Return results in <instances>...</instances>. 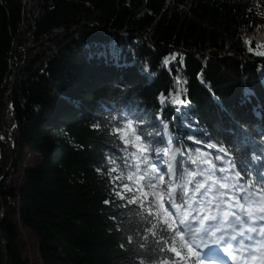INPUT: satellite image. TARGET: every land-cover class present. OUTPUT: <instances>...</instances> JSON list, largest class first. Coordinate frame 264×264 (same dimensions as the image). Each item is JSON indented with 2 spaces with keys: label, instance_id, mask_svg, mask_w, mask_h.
Here are the masks:
<instances>
[{
  "label": "trees",
  "instance_id": "16d2710c",
  "mask_svg": "<svg viewBox=\"0 0 264 264\" xmlns=\"http://www.w3.org/2000/svg\"><path fill=\"white\" fill-rule=\"evenodd\" d=\"M261 15L264 0H0V264H183L128 203L138 150L114 129L144 121L142 143L180 148L189 171L259 187Z\"/></svg>",
  "mask_w": 264,
  "mask_h": 264
},
{
  "label": "snow or ice",
  "instance_id": "6c2138e0",
  "mask_svg": "<svg viewBox=\"0 0 264 264\" xmlns=\"http://www.w3.org/2000/svg\"><path fill=\"white\" fill-rule=\"evenodd\" d=\"M173 103L184 101L174 100ZM121 123L125 127L115 128L114 132L121 134L120 138L126 145L138 149V153L131 155L138 162L127 174L128 181L135 185V191L129 183L121 186L125 191L133 193L128 203L138 204L140 209L148 213L143 219L148 220L155 214L156 223L148 231L153 236L159 234V239L164 242L168 251L175 253L183 264H188L192 258H195L194 264H214L210 254L198 250L202 248H208L209 253L222 250L232 258L234 264H264V177L261 185L254 189L255 181L242 186L238 181L232 184L223 182L228 177H216L214 172L205 175V172L189 171L176 160V154L181 152L180 148H175L170 153L168 148H153L151 144L140 143L143 137L136 134V129L144 121H137L134 126L132 119L123 118ZM127 129H131V135L137 143L133 144L131 137L125 139L123 133ZM188 139L192 140L193 137L189 136ZM208 146L219 147L221 152H228V149L218 144L210 143ZM149 151L164 153L166 173L149 160ZM157 159L160 157L157 156ZM192 163L210 162L201 158ZM140 164L146 166L141 169ZM220 171L224 172L225 169L221 168ZM235 175L240 177L241 173L237 172ZM136 214L142 215L140 211ZM155 228L159 229V233L153 231ZM209 246L216 247L213 249ZM160 264H169V261L164 260Z\"/></svg>",
  "mask_w": 264,
  "mask_h": 264
},
{
  "label": "rangeland",
  "instance_id": "374dc122",
  "mask_svg": "<svg viewBox=\"0 0 264 264\" xmlns=\"http://www.w3.org/2000/svg\"><path fill=\"white\" fill-rule=\"evenodd\" d=\"M260 18H261L260 20L264 23V16L261 15ZM4 112L6 113L7 111H4ZM7 114H8L7 117H9V114L10 113H7ZM1 124H0V146H1V142H4L5 143L7 141V140H5V138H10L11 133H12V130L10 129L9 132H8V134H7V136H6V130H5V128L2 127ZM124 137L125 138H128L127 134H124ZM133 140H134L135 143H137L135 141V137L134 136H133ZM8 141H10V143L12 145V141L10 139ZM140 143H142V141H140ZM161 148H163V147H161ZM153 153H154V155L156 157L157 156L160 157V159H158L157 161H155L156 163L166 165L163 162V160H164V153L163 152L157 153V152L153 151ZM177 155H179V153L176 154V158H177ZM37 162H38L37 155L33 151H29L28 156L25 159V164H27V166H31V165L36 164ZM165 179L167 180L168 177L165 176ZM166 207H167V205H166ZM170 211H171V209H170ZM20 230H21V237L25 241V243L27 244V249H28L29 256L32 257V258H34V259H38L39 258V255L37 253V250H38V246H39V239L35 236V234L31 230H28V229L22 228V227L20 228Z\"/></svg>",
  "mask_w": 264,
  "mask_h": 264
},
{
  "label": "water",
  "instance_id": "95a60500",
  "mask_svg": "<svg viewBox=\"0 0 264 264\" xmlns=\"http://www.w3.org/2000/svg\"><path fill=\"white\" fill-rule=\"evenodd\" d=\"M2 215H3V213H2Z\"/></svg>",
  "mask_w": 264,
  "mask_h": 264
}]
</instances>
